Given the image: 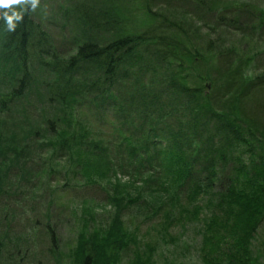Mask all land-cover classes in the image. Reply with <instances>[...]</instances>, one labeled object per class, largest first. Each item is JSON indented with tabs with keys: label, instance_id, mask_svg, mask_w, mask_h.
<instances>
[{
	"label": "trees",
	"instance_id": "16d2710c",
	"mask_svg": "<svg viewBox=\"0 0 264 264\" xmlns=\"http://www.w3.org/2000/svg\"><path fill=\"white\" fill-rule=\"evenodd\" d=\"M162 1L141 0L140 3L143 10L151 15L150 2L157 4ZM185 1L192 5L191 1L194 0ZM129 3L133 4L132 1ZM213 3L208 12L218 13V25L197 27L202 33L204 30L215 33L218 28L227 30V35L242 31L243 24L236 25V16L231 18L227 15L230 13L229 5L222 0ZM196 4L203 16L208 13V7L203 0H196ZM69 10L66 9L70 12L72 22H76L77 36L72 38L71 28L69 38L73 42H70L67 49L64 47L62 50L53 46L51 39L32 18V11L23 14V20L17 23L13 32L7 31L6 25L0 20V74L8 84L0 94V115L3 111L7 112L2 120L3 125L8 126L6 121L16 119L10 118L11 111L9 112L7 107L16 105L27 95L38 91L39 86L40 108L37 101L33 110L36 117L39 112L50 110L42 119L43 126L47 129L42 130L37 126L34 131L30 129L25 132L26 135L18 141L22 144L19 147L25 151L32 147L44 148L46 145L44 150L49 148L51 156L67 159L68 167L65 172L62 171V175L66 177L67 172H71V179L75 180L80 174L86 179L87 185H98L105 191H112L110 194L106 192V202L111 203L116 210L108 218L109 225L105 231L99 229L98 234L91 235L84 234L85 226L80 228L75 246L67 254L70 264H114V261L121 259V251L127 250L129 244L133 243L131 238H127L128 234L123 228L121 210L127 206L122 205V195L126 197L129 194L122 191H133L132 194L135 195V199H130L125 204H135L147 198L144 194H148L150 201L153 200L157 204V212L154 211L152 217L161 215L162 209L168 206L163 217L168 226H175L189 222L190 218L198 215L200 208L194 200L199 197L203 187L211 190V197L217 188H214V185L221 182L227 190L214 194L215 200L220 201L216 205L217 212L214 213L215 216L211 215L212 222L207 224L203 235L214 236V239H207L203 244L209 253L217 251L219 256L216 262L210 259L213 253L203 260L208 259L211 264L247 262L250 257L247 254L248 234L254 235L264 219V202L252 199L260 190L259 185L264 196V76L250 81L245 76V71L252 67L255 56L250 57L251 54L247 50L235 47L230 40L222 38L220 42L223 48L219 50L217 47L214 50L216 42L209 33L203 34L206 41L201 46L202 49L194 45L193 49L190 48V36L184 26L189 27L190 23L193 34H198V29L192 24L197 26L196 23L200 21L189 14L181 13L173 19L161 17L160 22L154 21V28L151 27V30L134 32L129 31L123 16L113 9V6L99 9L79 2L70 6ZM232 10L241 12V9L235 7H232ZM258 14L257 11L255 22L262 27L264 20ZM62 16L66 17L67 14L63 13ZM101 31L107 32L108 36H98ZM261 35L264 36V33ZM214 58L220 63H225L222 64V69L217 66H213V70L207 69L209 64H214ZM262 58L264 59L263 56ZM263 59L260 64L262 68ZM185 60H188L187 64L197 63L198 70H195L194 66L183 68ZM147 62L151 65H147ZM6 65L8 67L5 69ZM225 68L226 72L223 71ZM182 70L185 74L190 70L201 82L200 86L197 85L196 89L192 85L188 86L186 76H182ZM213 72H217V76L212 79L209 88L208 85L204 87L203 84ZM137 73L145 75L148 80L138 78ZM221 73L224 74L220 75ZM163 75L171 82L172 92L178 99L180 94L188 98L187 103L180 108V115L188 118V124L180 121L179 125L173 115L176 130L171 131L169 127L170 132L157 128L155 123L147 119V113L165 116L161 115L163 101H157V86L161 84L156 81L157 76ZM220 80L231 86L230 98L222 94L211 98V92L214 87L219 86ZM223 88L225 90V84ZM257 90H261L260 100H257ZM126 93L129 94V101L137 97V102L128 105L124 98ZM194 97L197 101L193 103ZM251 98L254 99V104ZM243 100L252 103L250 110L246 109ZM189 106H192V109ZM33 110L26 109L19 114L27 128L32 126L28 117L35 116ZM172 111L175 113V110ZM111 114L114 119L109 120L108 115ZM115 120L119 121V126L113 125ZM136 121H139L138 125H135ZM103 122L110 129L108 140L117 139L118 142L115 151L116 166L109 159V147L105 145L106 139L101 135ZM91 123L96 124V127ZM163 138L169 140V144L161 147L156 143L164 141ZM11 140L16 141L17 137ZM241 146L246 147L245 153L250 156L248 164L242 163L234 156L235 148ZM5 147L0 145V149ZM19 147H16L17 151L20 150ZM203 150L210 156L203 157ZM90 161L94 164L92 167L88 166ZM176 166L179 168L175 169ZM217 167L223 174L222 178L216 170ZM90 169L93 170L94 177L106 181L109 180L107 175L112 174L115 178L118 171L127 176L128 180L122 185L110 183L112 188L108 189L98 180L89 178L87 172ZM223 171L229 173L224 174ZM166 172L171 176L170 184H163L154 176L164 175ZM231 172H236L233 180ZM238 181L240 187L237 189ZM137 182L141 183L137 185ZM68 184L65 182L63 188ZM238 190L251 192L247 195ZM155 193H162L163 196L166 194L167 197H152ZM184 195L185 201H190V209L181 204ZM1 196L6 199L12 195L5 191ZM18 197L20 199L21 195ZM143 203L147 204L146 201ZM216 234L219 238H215ZM227 240L226 244H222V241ZM233 240L235 243L230 245ZM50 241L54 247L56 244L53 233L50 234ZM215 241L220 243L215 244ZM239 245L241 247L238 249ZM14 247L16 253L12 255V252L0 243V255L2 251L5 254V258L0 259V264L23 262V259H17L23 253L22 249ZM26 256H29L28 251H25L22 257ZM53 256L54 262L62 260L59 253H54ZM223 257H226L225 262H221ZM152 259L151 254L145 252L144 255H135L130 264H156ZM33 262L43 264L42 260L38 259ZM51 262L50 264H54Z\"/></svg>",
	"mask_w": 264,
	"mask_h": 264
},
{
	"label": "rangeland",
	"instance_id": "374dc122",
	"mask_svg": "<svg viewBox=\"0 0 264 264\" xmlns=\"http://www.w3.org/2000/svg\"><path fill=\"white\" fill-rule=\"evenodd\" d=\"M130 1H132L133 4L129 3ZM213 1L215 2L216 0H203V3L208 7L207 12L209 8H212L214 4ZM222 1L229 5L228 8L230 9V13L227 15L231 18L236 16V25L243 24L241 26L242 31L227 35V30L217 27L218 29L215 30V33L214 31H206L204 28L202 33L197 27H201V25L216 27V25H218L219 15L217 12L213 11L203 16L200 7L196 4V0L191 1L193 3L192 5H188L185 0H163L157 4H152L150 2L151 15L143 10L140 3L141 0H40L39 7L35 11H32V18L51 39L53 46L62 50L64 47L67 49L70 42H73V40L69 38V31L71 28L72 38L77 36L76 22H72L73 19H71L69 7L79 2L99 9H108L113 6V9L117 10L123 16V21L128 28H130L129 31L134 32L145 31L147 29L151 30V27L154 26V21L160 22L161 17L173 19L174 16L180 15L181 13L186 15L189 14L190 17H197L195 20L200 21L196 23L197 26L192 24V26L198 29V34H193L190 23H188L189 27L186 25L184 26L185 31L190 36L188 44L190 48L193 49L194 45L202 49L201 46H203L206 41L203 34L207 35V33H209L212 40L216 42L214 50H216L217 47L219 50L223 48L220 42L221 38L230 40L231 44L235 47L247 50V52L251 54L250 57H253V55L255 56L252 67L245 71L247 80L250 81L257 77L262 78L264 76V68H262L260 64L263 63L262 56L264 57V36L261 34L264 33V25L262 27H260V25L258 26L259 23L255 22V20H257V11L259 12L258 15L264 20V0ZM170 2L172 3L169 5L168 3ZM232 7L241 9V12H233ZM67 8L69 13L66 11ZM252 10L253 12H249ZM63 13L67 14V16L63 17ZM178 18L179 17H177V19ZM94 32H96V30H94ZM98 36L106 38L108 33L101 31ZM213 60L214 64H209L207 69L213 70V66L220 67L221 69L223 68L222 64L225 63H220L216 58ZM183 62L186 63L188 60ZM194 64L195 65L186 63L183 65V68L184 66H194L195 70H198L196 66L197 63ZM8 65H6L5 69ZM147 65H151V63L147 62ZM211 70H209L208 73H210ZM226 70L227 68L223 69L225 72ZM197 72L199 74V71ZM159 73H161V71H159ZM181 73L182 76H186L188 86L192 85L195 89L197 85L198 87L200 86L201 82L192 75L190 70L187 74H185L183 70ZM216 73L213 72L208 81L203 84L204 87L208 85L209 88L210 82L217 76ZM223 74L224 73H221L220 75ZM137 77L143 78L144 81L148 80V78H145V75H139L138 73ZM160 78L162 80H160ZM156 81L161 84L157 86L159 88L157 101L159 103L163 101V108H161L163 114L161 115L165 116L159 117L147 113V119L155 123L157 128H162L165 132H170V129L171 131L176 130V127L173 125L175 124L172 120L173 115L178 124L180 121L184 124H188V118L180 115V108L187 103V97L180 94V98L178 99L174 92H172L171 82L166 76H157ZM214 83L216 85V81ZM214 83L212 85H214ZM224 84L226 87L225 90L223 88ZM7 85V82L3 80V75L0 74V94ZM230 90L231 86L226 83V81L220 80L219 86L213 88L211 98L217 97L220 94L230 98ZM4 93H7V89ZM256 93L258 95V97L256 96L257 100H260L261 90H257ZM127 95L129 94L126 93L125 96H123L127 100L128 105L132 102H137V97L129 101ZM196 97L199 98V96ZM262 98H264V92ZM37 101L39 102L40 108L39 86L38 91L27 95L24 99L18 101L16 105L7 107L9 112L11 111L10 118L16 119L14 121H6L9 124L8 126H5V124L3 125L4 120H2L5 119L4 114L7 112L3 111L0 115V145L6 146L4 149H0V243H2L9 252H12V255L16 253V248L14 246L22 249L23 253L17 259H23L24 264H35L33 262L34 259L42 260L43 264H50L52 263L51 261L54 262V253H59L62 259L61 261L56 260L54 264H70L67 254L75 246L76 236L81 231L79 229L85 226L86 230H84V234L87 235H91L92 233L98 234V231H100L99 229L105 231V228L109 225L108 218L111 217L116 210L112 207L111 203L106 202V192L110 194L112 191H105L98 185H87L86 179L80 174L77 175L75 180L71 179V172H67L68 176L66 177L62 175V171L65 172L68 167L67 159L51 156V152L48 151L49 148L44 150L46 145H44V148L36 149L32 147L28 150L25 149V151L22 147H19L22 144L18 141L21 137L23 138V136L26 135L25 132L30 129L34 131L37 126L42 130L47 129L46 126H43L44 122L42 119L50 110L41 111L36 117V112L33 109ZM195 101L197 100L194 97L193 103ZM247 101L249 100H243L242 103H245L246 109L250 110L254 99L251 98L252 103ZM189 107L192 109V106ZM26 109L35 112L34 117H28V122L32 125L29 126V128H27L28 126L19 117V114ZM125 110L127 111V109ZM172 110H175V113ZM147 112H149V110H147ZM108 116L109 120L114 119L113 114ZM108 118L105 117L107 120ZM139 118L143 119V117ZM115 121L113 125L119 126V121ZM11 122H15V124H10ZM103 123L104 125H101V135L103 134L102 138L106 139L105 145L109 147V159L112 160V164L116 166L117 156H115V151H117L118 142L117 139H112V141L108 140V130L110 129L105 122ZM138 124L139 121H136L135 125ZM91 125L96 127V124L91 123ZM15 136L17 140L12 141L11 139ZM163 139L164 141H159L156 144L161 147L167 146L169 140ZM17 146L20 149L19 151L16 149ZM235 149L234 156L239 158L242 163L248 164L250 156L248 153H245L246 147L241 146ZM206 153L207 151L204 150L201 152L203 157L204 155L210 156V154ZM93 165L91 161L88 163L89 167ZM228 167L229 165L227 169ZM178 168V166L175 167V169ZM216 170L222 178L223 174L220 168L217 167ZM223 173L228 174L229 172L223 171ZM87 174H89V178L98 180L102 186L108 189H111L114 183L122 185L128 180V177L122 175L120 171H118V175H116L115 178L112 174L107 175L109 178L107 181H109V183L104 179L94 177L95 174L92 169L88 170ZM100 176L101 174H99V177ZM154 176L161 180L163 184H170L172 182L168 172L164 175L156 174ZM230 176L233 180L236 177V172H231ZM156 178L155 183L157 182ZM65 182L69 184L67 187L63 188ZM140 183L141 182H137L136 184L139 185ZM238 187H240L239 181L237 182V189ZM258 187H260V190L257 191L256 196L253 195L252 199L264 202V196L261 194V185ZM214 188H216L214 189V194L219 193L221 190H227V187H223V182L219 183V185L216 183ZM202 189V192L198 195L199 197L194 200L195 204L199 205L200 208L198 210V215L190 218L189 222L186 221V223H180L175 226H168V222L165 217H163L164 211L168 206L162 209L161 215L152 217L153 212H157V209H155L157 204H155L153 200L152 202L150 201L151 198L148 194H144L147 195V198L141 199L135 204H125L128 203L130 199H135V195L132 194L133 191H122L123 193L129 194L126 197L122 195L124 201L122 205L127 206L126 209L121 210L122 220L124 221L123 228L128 234L127 238H131L133 243L129 244L127 250L121 251V259L114 261V264H130L135 255H144L145 252L151 254L153 257L152 260L156 264H211L209 262L210 260L203 259L213 252L209 253L203 243H205L207 239H214V236L209 235L203 237V235L207 224L212 222L213 217H211V215L213 214V216H215L214 213L217 212L216 205L220 200L216 201L214 194L210 197L209 193L211 190H207L206 187ZM5 191L9 192L12 196L6 199L2 197L1 194ZM238 191L247 195H250L251 192ZM20 195L21 197L19 199L18 196ZM152 197L166 198L167 195L165 194L163 196L162 193H155L152 194ZM144 201L147 202L146 205L143 203ZM189 202L185 201V195L181 198V204L184 205V208L187 207L190 209ZM51 233L54 235L56 244L54 247H52L50 241ZM238 236L240 238V235ZM215 238H219V235L216 234ZM227 242L228 240L222 241V244H226ZM217 243H220V241H215V244ZM233 243H235L234 240L230 245H233ZM247 243L249 245L247 254H249L250 257L244 264H264V219L254 235L251 233L248 234ZM240 247L241 245L238 246V249ZM234 249L236 250V246H234ZM25 251H28L29 256L24 258L22 256ZM3 255L5 254L2 251L0 259L5 258ZM218 256L216 251L210 259L216 262ZM246 259L247 258H245L244 261H246ZM225 261L226 257H223L221 262ZM23 262H21V264Z\"/></svg>",
	"mask_w": 264,
	"mask_h": 264
},
{
	"label": "clouds",
	"instance_id": "9594fccd",
	"mask_svg": "<svg viewBox=\"0 0 264 264\" xmlns=\"http://www.w3.org/2000/svg\"><path fill=\"white\" fill-rule=\"evenodd\" d=\"M40 0H0V20L6 25L7 31L13 32L17 23L23 20L27 11H35Z\"/></svg>",
	"mask_w": 264,
	"mask_h": 264
}]
</instances>
